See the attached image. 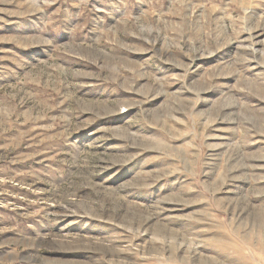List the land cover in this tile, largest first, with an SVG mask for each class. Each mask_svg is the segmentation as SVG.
<instances>
[{
  "label": "rangeland",
  "instance_id": "rangeland-1",
  "mask_svg": "<svg viewBox=\"0 0 264 264\" xmlns=\"http://www.w3.org/2000/svg\"><path fill=\"white\" fill-rule=\"evenodd\" d=\"M0 264H264V0H0Z\"/></svg>",
  "mask_w": 264,
  "mask_h": 264
}]
</instances>
